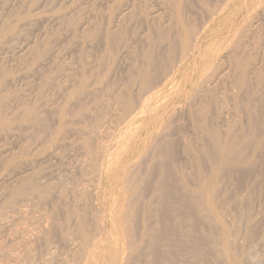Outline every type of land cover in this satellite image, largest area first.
Wrapping results in <instances>:
<instances>
[{
  "label": "rangeland",
  "instance_id": "374dc122",
  "mask_svg": "<svg viewBox=\"0 0 264 264\" xmlns=\"http://www.w3.org/2000/svg\"><path fill=\"white\" fill-rule=\"evenodd\" d=\"M233 1L0 0V264H264V0Z\"/></svg>",
  "mask_w": 264,
  "mask_h": 264
},
{
  "label": "bare ground",
  "instance_id": "6f19581e",
  "mask_svg": "<svg viewBox=\"0 0 264 264\" xmlns=\"http://www.w3.org/2000/svg\"><path fill=\"white\" fill-rule=\"evenodd\" d=\"M234 2H235V0L233 1V3H234ZM233 3H232V4H233ZM242 4H243V3H241V5H242ZM198 51H199V50H198ZM192 62H193V61H192ZM194 64H195V62H194ZM187 65H188V64H187ZM191 66H192V64H191ZM186 72H187V71H186ZM186 74H187V73H186ZM192 75H193V74H192ZM170 77H171V76H170ZM169 79H170V78H169ZM169 79H168V80H169ZM170 81H171V80H170ZM170 81H169V82H170ZM184 81H185V80H184ZM173 82H174V81H173ZM169 84H171V83H169ZM171 85H172V84H171ZM142 113H143V112H142ZM142 115H143V114H142ZM163 115H164V114H163ZM157 116H160V114L157 115ZM157 116H156V117H157ZM154 118H155V117H154ZM158 118H159V117H158ZM160 118H162V117H160ZM152 120H154V119L152 118ZM156 120H158V119L156 118ZM149 122H151V121H149ZM158 122H159V121H158ZM163 124H164V123H163ZM153 125L155 126V123H154ZM135 126H136V125H135ZM160 126L163 127L162 125H160ZM160 126H159V129H158V130H160ZM153 128H154V127H153ZM128 129H130V127H128ZM133 129H134V127H133ZM144 129H145V128H144ZM140 130L142 131V129H140ZM133 131H134V130H133ZM135 131H136V130H135ZM156 132H157V134H158V131H157V130H156ZM155 134H156V133H155ZM133 135H134V134H133ZM138 135H139V134H138ZM138 135H137V136H138ZM131 136H132V133H131ZM150 136H151V135H150ZM144 137H145V136H144ZM144 137H143V138H144ZM155 137H157V136H155ZM155 137H154V138H155ZM154 138H153V140H154ZM149 139H150V137H149ZM149 139H148V143H149ZM159 139H160V138H159ZM157 140H158V139H157ZM117 141H118V140H117ZM117 141H115V143H117ZM150 143H151V141H150ZM117 144H118V143H117ZM117 144H114V143H113V146H115V145L117 146ZM119 144H120V142H119ZM125 144H126V143H125ZM125 144H123V147H124ZM151 144H152V143H151ZM151 144H150V145H151ZM259 145L262 146L261 144H259ZM259 145H257V147L255 146V148H256L257 150H258V148H262V147H260ZM258 146H259V147H258ZM136 147H137V146H136ZM136 147H135V148H136ZM147 147H148V146H146V148H147ZM263 148H264V147H263ZM113 149H114V148H113ZM113 149L110 150V153H111V154H110V155L108 154L109 157L111 156L110 158H112V156L115 155V154L112 155V153H113ZM117 149H118V148H116V151L119 153V150H117ZM119 149H120V150L123 149L122 146H121V148H119ZM256 149H255V150H256ZM143 150H144V149H143ZM259 150H260V149H259ZM259 150L257 151L258 153H259ZM261 150H264V149H261ZM261 150H260V153H261ZM116 151H115L114 153H117ZM144 151H145V150H144ZM135 152H136V150H135ZM162 152H163V151H162ZM164 152H165V151H164ZM108 153H109V152H108ZM144 153H145V152H144ZM255 153H256V152H254V156H255ZM261 154H262V153H261ZM261 154H260V155H261ZM263 154H264V153H263ZM141 155H144V154H142V152H141V153L139 154V157H138V158H141V157H140ZM116 156H117V155H116ZM120 156H121V155H120ZM136 156H137V155H136ZM258 156H259V154H258ZM259 157H260V156H259ZM115 158H118V156L115 157ZM138 158H137V159H138ZM254 158H256V156H255ZM262 158H264V157H262ZM262 158L260 157V159H262ZM135 159H136V158H135ZM135 159H134V160H135ZM257 159H259V158H257ZM257 159H255V160H257ZM110 160H111V159H110ZM138 160H139V159H138ZM138 160H137V161L135 160V162H138ZM224 160H225V159H224ZM255 160H254V161H255ZM263 160H264V159H263ZM106 161H108V163H109V160H106ZM221 161H222L223 163L225 162V161H223V160H221ZM111 162H112V161H111ZM130 162H131V161H130ZM130 162H129V163H130ZM222 162H219V163H218L219 165H220V163H221V166H219V167H222V166L225 165V163H224V165H222ZM261 162H262V161H261ZM108 163L106 162L105 165H103V167H104V166H107ZM256 163H258V161H256ZM262 163H264V161H263ZM114 164H115V163H114ZM259 164H260V163H258L257 167L259 166ZM122 165H123V164H122ZM120 166H121V165H120ZM124 166H127V164L124 165ZM261 166H264V165H261V164H260V167H261ZM219 167H218V168H219ZM260 167H258V168H260ZM120 168H121V167H120ZM122 168H124V167H122ZM122 168H121V169H122ZM218 168H217V170H219ZM224 168H225V166H224ZM258 168H257V169H258ZM261 168H262V167H261ZM261 168H260V170H261ZM221 169H222V168H220V170H221ZM122 170H123V169H122ZM129 170H130V169H129ZM129 170H128V171H129ZM163 170H164V169H162V171H163ZM167 170H168V169H167ZM258 170H259V169H258ZM262 170H264V167H263ZM104 171H105V169H104ZM221 171H222V170H221ZM255 171H256V170H254V172H255ZM256 172H257V171H256ZM258 172H259V174H261L260 171H258ZM258 172H257V175H258ZM121 173H122V172H121ZM215 173H216V171H215ZM163 174H164V173H163ZM167 174H169V173L166 172V175H167ZM217 174H218V173H217ZM183 175H184V174H183ZM254 175H255V174H254ZM257 175H256V176H257ZM128 176H129V175L126 174V175H125V178H129V179H130L131 177H130V176L128 177ZM160 176H162V173H161ZM163 176H164V175H163ZM167 176H168V175H167ZM167 176H166V179H167ZM216 176H218V175H216ZM259 176H260V175H259ZM261 176H262V174H261ZM261 176H260L259 178H261ZM123 177H124V176H123ZM123 177H122V178H123ZM164 177H165V176H164ZM213 177H214V176H213ZM254 177H255V176H254ZM257 177H258V176H257ZM160 178H161V177H160ZM259 178H258V179H259ZM263 178H264V175H263ZM123 179H124V178H123ZM131 179H132V178H131ZM163 179H164V178H163ZM212 179H213V180L215 179V181H216L217 178L214 177V178H212ZM256 179H257V178H256ZM127 180H128V179H125V182H126ZM213 180H212V181H213ZM260 180H261V182H262V178H261ZM164 181H165V180H164ZM167 181H168V182H173V181H170L169 179H167ZM179 181H181V180H179ZM215 181H213V182L216 183L217 181H216V182H215ZM125 182H124V183H125ZM127 182H128V181H127ZM175 182H176V181H175ZM213 182H211L212 185H214ZM118 183H119V182H118ZM158 183H159V182H158ZM161 183H162V182H161ZM116 184H117V183H116ZM119 184H120V183H119ZM122 184H123V183H122ZM125 184H127V183H125ZM167 184H168V183H167ZM170 184H171V183H170ZM208 184H209V183H208ZM123 185H124V184H123ZM165 185H166V184L164 183V184L162 185V188H161V184H160V186H159V184H158V186H159V190H160V193L157 191V194L159 193V196H160V197H164V195L167 194V193L169 192L168 190L171 191V189H172V187H171V189L169 188V189L167 190V188L170 187V186L167 187V185H166V186H165ZM171 185H172V184H171ZM181 185H182V183H181ZM210 185H211V184H209V186H210ZM212 185H211V186H212ZM262 185H264V184H262ZM108 186H109V183H108ZM115 186H116V185H115ZM182 186H183V188L186 187V186H184V185H182ZM202 186L205 187L204 184H203ZM209 186H207V184H206V187H209ZM124 187H126V186H124ZM262 187H263V186H262ZM120 188L122 189L123 187H120ZM157 188H158V187H157ZM160 188H161V189H160ZM165 188H166V189H165ZM119 190H120V189H119ZM204 190H205V189H204ZM210 190H211V189H210ZM210 190H209V192H211ZM105 191H106V190H105ZM202 191H203V190H202ZM102 192H103V191H102ZM206 192H207V191L205 190V193H206ZM211 193H213V192H211ZM211 193H210V195H209L210 197L213 195V194H211ZM124 194H126V193H124ZM122 195H123V194H122ZM124 196H125V201H128V199H126V195H124ZM127 196H128V195H127ZM102 197H103V196H102ZM102 197H101V199H102ZM129 197H131V196H129ZM129 197H128V198H129ZM210 197H208L209 199L207 198V199H208V202H207L208 205H209V201H210V204L212 203V202H211L212 200H211ZM159 199H160V198H159ZM207 199H206V200H207ZM21 200H22V199H21ZM102 200H103V199H102ZM22 201H23V200H22ZM125 201H124V202H125ZM101 202H102V201H101ZM113 203H114V202H113ZM117 203H118V201H117ZM117 203H116V204H117ZM204 203H205V202H204ZM116 204H115V205H116ZM119 204H120V203H119ZM119 204H117V205H119ZM123 204H124V203H123ZM126 204H127V203H126ZM163 204H164V203H163ZM163 204H161L160 206H162ZM165 204H166V207H168V206H167V203H165ZM120 205H122V204H120ZM120 205H119V206H120ZM129 205H130V201H129L128 206H129ZM205 205H206V204H205ZM208 205H207V208H208ZM112 206H113V205H112ZM119 206H117V207H119ZM128 206H127V205H126V206L124 205V209H123L124 213H125V207H126V210H127V209H128V208H127ZM209 206H210V205H209ZM113 207H114V206H113ZM115 207H116V206H115ZM164 207H165V206H164ZM164 207H163V208H164ZM166 207H165V209H166ZM211 207H213V206H210V207H209V208H210L209 210H210V211H211V210L214 211V208L212 209ZM11 208H12V207H11ZM95 208H96V207H95ZM100 208H101V207H100ZM102 208H103V207H102ZM104 208H106V207L104 206ZM15 209H16V208H15ZM15 209H14V210H15ZM96 209H97V208H96ZM114 209H115V208H114ZM14 210H13V211H14ZM100 210H101V209H100ZM118 210H119V209H118ZM121 210H122V209H121ZM16 211H17V210H16ZM112 211H113V210H112ZM119 211H120V210H119ZM128 211H129V209H128ZM102 212H103V210H102ZM102 212H101V213H102ZM16 213H17V212H16ZM18 213H19V212H18ZM118 213H119V212H118ZM118 213H116V214H118ZM131 213H132V212H131ZM133 213H134V212H133ZM214 213H215V212H214ZM5 214H6V213H5ZM5 214H4V215H5ZM13 214H14V213H13ZM97 214H98V212H97ZM104 214H105V213H104ZM104 214H103V215H104ZM127 214H128V213H125V214L122 213V215H124V218L127 217ZM45 215H46V214H45ZM114 215H115V213H114ZM125 215H126V216H125ZM134 215H135V214H134ZM9 216H10V215H9ZM9 216H8V217H9ZM15 216H16V215H15ZM21 216H22V215H21ZM97 216H98V215H97ZM101 216H102V214H101ZM131 216H132V215H131ZM5 217H6V216H5ZM8 217H7V218H8ZM16 217H17V216H16ZM39 217H40V216H39ZM43 217H44V216H43ZM43 217H42V218H43ZM45 217H46V216H45ZM45 217H44V221H45ZM17 218H20V217L18 216ZM116 218H117V216H116ZM124 218H123V219H124ZM3 219H4V217H3ZM40 219H41V218H40ZM48 219H49V218H48ZM118 219H119V216H118ZM123 219H122V220H123ZM1 220H2V219H1ZM42 220H43V219H42ZM97 220H98V219H97ZM103 220H104V219H103ZM124 220H125V219H124ZM124 220H123V222H124ZM9 221H11V219H9ZM101 221H102V220L100 219L99 222H101ZM116 221H118V220H116ZM116 221H115V222H116ZM13 222H15V221H13ZM23 222H24V221H23ZM33 222H34V220H33ZM99 222H98V224H99ZM120 222H121V221H120ZM128 222H129V221H127V223H128ZM0 223H1V222H0ZM24 223H25V222H24ZM27 223H28V222H27ZM47 223H48V222H47ZM116 223H118V222H116ZM2 224H3V222H2ZM5 224H6V223H5ZM19 224H20V223H19ZM40 224H41V223H40ZM106 224H107V222H106ZM125 224H126V223H125ZM131 224H132V222H131ZM159 224H160V223H159ZM161 224H162V223H161ZM161 224H160L159 226H161ZM26 225H27V224H26ZM32 225H34V224L32 223ZM41 225H42V224H41ZM101 225H102V224H101ZM101 225H100V226H101ZM121 225H123L122 222H121ZM163 225H164V224H163ZM0 226L2 227V225H0ZM4 226H5V227H8V226H6V225H4ZM4 226H3V227H4ZM23 226H25V225H23ZM116 226H117V225H116ZM156 226H157V225H156ZM156 226H155L154 228H156ZM166 226H167V224H166ZM34 227H35V226H34ZM36 227H37V226H36ZM43 227H44V226H43ZM97 227H98V225H97ZM15 228H16V227H15ZM39 228H40V226H39ZM98 228H99V227H98ZM98 228H97L96 230H98ZM116 228H117V227H116ZM124 228H125V227H124ZM164 228H165V227H164ZM167 228L169 229L170 226H169V227L167 226ZM3 229H4V228H3ZM22 229H23V228H22ZM27 229H28V228H27ZM100 229H102V228H100ZM100 229L98 230L99 232H101ZM126 229H129V228H126ZM170 229H173V228H170ZM7 230H8V228H7ZM30 230H31V229H30ZM36 230H37V229H36ZM96 230H95V231H96ZM114 230H115V229H114ZM164 230H165V229H164ZM164 230H163V228L161 229V227H159V229H158V228L156 229V233H157V236H158L156 239L158 240V238L160 237L161 241H163V243H164V242L166 243L167 241H166V239L164 238L166 232H165ZM166 230H167V229H166ZM19 231L21 232L20 229L18 230V232H19ZM105 231H106V230H105ZM123 231H124V230H123ZM152 231H154V230H152ZM22 232H25V230H23ZM27 232H28V231H27ZM44 232H45V231H44ZM99 232H98V235H97V236L100 237V235H99L100 233H99ZM125 232H126V231H125ZM125 232H124V234H125ZM128 232H129V231H128ZM128 232H127V233H128ZM171 232H174V229H173L172 231H169V230H168L167 233H168V234L170 233L169 236H172V235H173V234H171ZM177 232H178V231H177ZM177 232L175 231L174 234H176ZM33 233H34V232H33ZM38 233H39V232H38ZM40 233H41V230H40ZM45 233H46V232H45ZM95 233H97V232H95ZM147 233H148V232H147ZM149 233H150V232H149ZM153 233H154V232H153ZM18 234H19V233H18ZM18 234H17V235H18ZM142 234H143V233H142ZM144 234H145V233H144ZM144 234H143V235H144ZM168 234H167V235H168ZM14 235H15V234H14ZM27 235H28V233H27ZM36 235H37V234H36ZM40 235H41V234H40ZM104 235H105V234H104ZM125 235H126V237L128 236L127 234H125ZM151 235H152V234H151ZM18 236H19V235H18ZM95 236H96V235H95ZM95 236H93V239L95 238ZM122 236H123V235H122ZM139 236L141 237V235H139ZM149 236H150V235H149ZM173 236H174V235H173ZM173 236H172V237H173ZM10 237H11V236H10ZM16 237H17V236H16ZM34 237H35V236H34ZM38 237H39V236H38ZM40 237H41V236H40ZM81 237L85 238L83 235H82ZM124 237H125V236H124ZM124 237H123V238H124ZM126 237H125V238H126ZM176 237H178V236H176ZM12 238H13V237H12ZM105 238H106L105 240H106V242H107V236H105ZM109 238H110V237H109ZM127 238H128V237H127ZM129 238H131V237H129ZM144 238H145V236H144ZM152 238H153V237H152ZM154 238H155V237H154ZM32 239H33V238H32ZM32 239H31V240H32ZM35 239H36V238H35ZM38 239H39V238H38ZM131 239H132V238H131ZM0 240H1V239H0ZM3 240H4V239H3ZM19 240H20V239H19ZM79 240H80V239H79ZM87 240H89V239H87ZM87 240H85V241H87ZM90 240H92V239H90ZM124 240H128V239H124ZM144 240H145V239H144ZM147 240H151V239H147ZM157 240H156V241H157ZM27 241H28V240H27ZM29 241H30V240H29ZM81 241H82V240H81ZM83 241H84V239H83ZM119 241H120V240H119ZM134 241L136 242V241H138V240H134ZM139 241H140V240H139ZM151 241H152V240H151ZM154 241H155V240L153 239V242H154ZM156 241H155V242H156ZM158 241L160 242V240H158ZM158 241H157V242H158ZM2 242H3V241H2ZM30 242H31V241H30ZM35 242H36V241H35ZM89 242H90V241H89ZM92 242H93V241H92ZM106 242H105V244H106ZM125 242H126V241H125ZM127 242L129 243V241H127ZM143 242H145V241H143ZM155 242H154V243H155ZM157 242H156V243H157ZM159 242H158V243H159ZM19 243H21V242H19ZM25 243H26V242H25ZM84 243H85V242H84ZM141 243H142V241H141ZM145 243H146V242H145ZM154 243H153V244L151 243V244L148 246V247H149V248H148V249H149L148 254L150 255V256H149V263H152V261H153L152 258H153L154 256H155V258H156V255H158V253H159L157 250L160 249V247H159L160 245H157L156 243H155V244H154ZM163 243H162V244H163ZM9 244H10V243H9ZM23 244H24V243H23ZM87 244H88V241H87ZM90 244H91V243H90ZM90 244H89V245H90ZM105 244H104V245H105ZM107 244H108V243H107ZM126 244H127V243H126ZM142 244H143V243H142ZM32 245H33V244H32ZM131 245H132V244H131ZM131 245H129V246H131ZM138 245H139V244H138ZM165 245H166V244H165ZM8 246H9V245H8ZM79 246H80V245H79ZM82 246H83V248H84V245H82ZM124 246H126L125 243H124ZM146 246H147V245H146ZM146 246H145V247H146ZM157 246H158V247H157ZM171 246H172V245H171ZM168 247H169V246H168ZM2 248H3V247H2ZM9 248H10V247H9ZM14 248H15V247H14ZM19 248H20V246H19ZM22 248H23V246H22ZM22 248H21V249H22ZM101 248H102V246H101ZM137 248H139V247H137ZM157 248H158V249H157ZM0 249H1V248H0ZM125 249L127 250L128 248H125ZM10 250H11V249H10ZM72 250H73V249H72ZM135 250H136V249H135ZM164 250H165V249H164ZM5 251H6V250H5ZM85 251H86V249L83 251V253H84ZM98 251H99V250H98ZM109 251H110V249H109ZM133 251H134V250H132V252H133ZM137 251H138V250H137ZM140 251H141V250H140ZM159 251H160V250H159ZM14 252H15V251H14ZM19 252H20V251H19ZM87 252H88V250H87ZM99 252H100V251H99ZM123 252H124V251H123ZM125 252H126V251H125ZM130 252H131V251H130ZM163 252H164V251H163ZM227 252H228V251H227ZM0 253H2V252H0ZM8 253H9V252H8ZM11 253H13L12 250H11ZM11 253H10V254H11ZM23 253H24V251H23ZM23 253H22V254H23ZM135 253H136V254H137V253L140 254L139 252H135ZM141 253H143V252H141ZM146 253H147V252H146ZM2 254H3V253H2ZM6 254H7V253H6ZM13 254H14V253H13ZM24 254H25V253H24ZM81 254H82V253H81ZM85 254H86V253H85ZM98 254H99V253H98ZM110 254H111V253H110ZM3 255H4V254H3ZM7 255H8V254H7ZM20 255H21V253H20ZM92 255H93V254H92ZM92 255H91V256H92ZM94 255H95V254H94ZM99 255H101V254H99ZM108 255H109V254H108ZM133 255H134V254H133ZM4 256H5V255H4ZM21 256H22V255H21ZM112 256H113V255H112ZM136 256H138V255H136ZM139 256H140V255H139ZM159 256H162V254H161V255L159 254ZM14 257H15V256H14ZM18 257H19V254H18ZM23 257H24V256L21 257V258H22L21 261H23ZM26 257H27V255H26ZM78 257L80 258V254H78ZM82 257H83V256H82ZM88 257H89V256H88ZM122 257L124 258L123 260L128 259V258H125L126 255H125V257H124L123 254H122ZM131 257H132V256H131ZM163 257H164V254H163L162 258H163ZM28 258H31V256H28ZM86 258H87V257H86ZM113 258H114V257H113ZM138 258H139V257H138ZM157 258H158V257H157ZM14 259H15V258H14ZM14 259H13V260L10 259V260H11V261H14ZM18 259H20V257L17 258V261H18ZM59 259H60V258H59ZM63 259H64V258H63ZM69 259H70V258H69ZM108 259H109V257H108ZM111 259H112V258H110V262H112ZM145 259H146V258H145ZM82 260H83V259H82ZM89 260H90V258H89ZM95 260H96V261H95ZM102 260H103V258H102ZM123 260H122V263H123ZM8 261H9V260L7 259V262H8ZM27 261L29 262L28 259H27ZM27 261H23V263H24V262L27 263ZM90 261H91V260H90ZM94 261L97 262V259H94ZM115 261H116V260H115ZM130 261H131V259H130ZM155 261H156V260H155ZM155 261H154V263H155ZM15 262H16V261H15ZM34 262H35V261H34ZM49 262H50V261H49ZM51 262H52V261H51ZM85 262H86V261H85ZM85 262H84V263H85ZM91 262H92V261H91ZM91 262H88V263L90 264ZM132 262H134V261H132ZM132 262H131V264H133ZM138 262L140 263V260H139ZM21 263H22V262H21ZM30 263H31V262H30ZM108 263H109V262H108ZM143 263H144V262H143ZM10 264H12V262H11ZM16 264H19V263L17 262ZM24 264H25V263H24ZM60 264H61V262H60ZM79 264H81V262H80ZM137 264H138V263H137ZM141 264H142V263H141ZM155 264H157V263H155ZM234 264H236V263H234Z\"/></svg>",
  "mask_w": 264,
  "mask_h": 264
}]
</instances>
